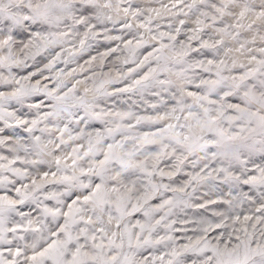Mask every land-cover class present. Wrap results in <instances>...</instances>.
Returning <instances> with one entry per match:
<instances>
[{"label":"snow or ice","instance_id":"6c2138e0","mask_svg":"<svg viewBox=\"0 0 264 264\" xmlns=\"http://www.w3.org/2000/svg\"><path fill=\"white\" fill-rule=\"evenodd\" d=\"M0 264H264V0H0Z\"/></svg>","mask_w":264,"mask_h":264}]
</instances>
